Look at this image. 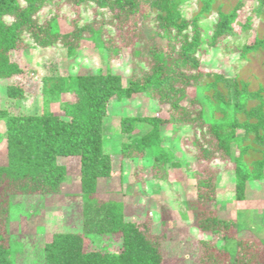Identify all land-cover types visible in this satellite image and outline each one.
I'll return each instance as SVG.
<instances>
[{"label": "trees", "instance_id": "16d2710c", "mask_svg": "<svg viewBox=\"0 0 264 264\" xmlns=\"http://www.w3.org/2000/svg\"><path fill=\"white\" fill-rule=\"evenodd\" d=\"M246 3L0 0V80L23 74L12 59V52L22 48H62L74 57L85 42H92L109 58L121 55L124 48L145 51L140 52L128 83L109 69L43 77L46 108L49 101L71 97L62 102L65 119L47 110L11 114L0 102L5 127L0 143L3 139L6 146V163L0 165V264H15L9 227L12 199L60 194L67 179L61 157L80 160L81 232L54 234L44 245L42 263L164 264L160 243L147 227L125 219L124 202L98 197L101 181L113 176L112 157L103 139L109 104L139 95L167 106L168 117H122L120 129L126 138L122 156L153 159L152 178L162 181L160 172L169 165L179 166L174 153L163 145L162 127L172 125L174 134L191 130L192 140L185 150L208 167L191 172L196 185L194 225L201 234H210V239L200 241L199 264H264V241L239 239L237 220L203 208L216 201L218 177L229 164L234 166L238 202L246 200L248 184L264 180V0H253L247 10ZM61 21L71 28H61ZM251 34L253 41L248 42ZM213 48L239 54L233 77L201 71L202 54ZM6 93L9 99H25L19 86H8ZM138 130L144 134L136 135ZM108 235L121 237L119 252L85 250L87 238L99 244ZM229 240L236 243L232 251L218 247L219 241Z\"/></svg>", "mask_w": 264, "mask_h": 264}, {"label": "rangeland", "instance_id": "374dc122", "mask_svg": "<svg viewBox=\"0 0 264 264\" xmlns=\"http://www.w3.org/2000/svg\"><path fill=\"white\" fill-rule=\"evenodd\" d=\"M252 6L253 0H247L245 9ZM240 20H245L244 14L240 15ZM60 26L65 30L71 28L66 21H61ZM247 41H253L252 34ZM120 46L124 48L125 44L120 43ZM140 52L145 51L124 48L121 55H112L109 58L106 51L97 49L92 42H85L74 57H69L62 48L19 49L12 52V59L24 72L17 77L0 80L1 106L11 114L42 113L47 110L64 118L62 102L71 100V97L64 95L59 101H49L46 108L42 96L43 77L95 74L99 70L106 72L109 69L114 74L121 75L124 83H128L134 75ZM238 57L237 52L225 53L219 48H213L209 53L202 54L201 71L233 77ZM254 70H260L257 64ZM10 85L23 88L25 99H9L6 90ZM189 92L190 96L194 95L193 89ZM124 116L167 118L168 107L145 95H139L132 100L113 99L110 102L103 124V139L104 149L112 157L113 176L101 181L99 199L123 201L125 219L146 226L150 234L159 241L164 264H199L200 241L210 239V234H201L194 225L192 202L196 200V185L191 172L205 171L208 167L197 163L185 150L192 140L191 130L183 128L174 134V126L162 127L163 145L174 153L179 166L169 165L164 173L160 172L164 176L160 181L152 178L153 159H125L122 156L121 146L126 138L121 133L120 123ZM0 132H5L2 121ZM135 134L143 135L144 132L138 130ZM0 144V165H4L6 146L3 139ZM59 163L67 169V179L60 194L15 196L12 199L9 227L15 264H43L44 245L54 234L81 232L80 160L77 157H61ZM233 167L229 164L227 171L219 175L217 199L205 204L203 208L221 218L237 220L241 230L237 235L239 239L264 241V180L250 183L246 201L238 202L234 194ZM235 244L234 240L217 243L218 247L226 246L228 251H232ZM121 247L122 239L117 235L104 236L99 244H94L88 238L85 241L86 251L117 253ZM262 260L264 261V256Z\"/></svg>", "mask_w": 264, "mask_h": 264}, {"label": "crops", "instance_id": "0c3cea01", "mask_svg": "<svg viewBox=\"0 0 264 264\" xmlns=\"http://www.w3.org/2000/svg\"><path fill=\"white\" fill-rule=\"evenodd\" d=\"M248 185H249V184H248ZM247 187H248V186H247ZM245 201H246V200H245ZM245 201H244V202H245Z\"/></svg>", "mask_w": 264, "mask_h": 264}]
</instances>
